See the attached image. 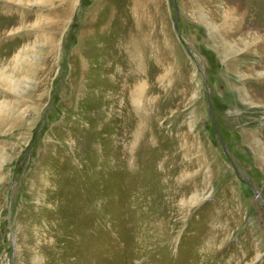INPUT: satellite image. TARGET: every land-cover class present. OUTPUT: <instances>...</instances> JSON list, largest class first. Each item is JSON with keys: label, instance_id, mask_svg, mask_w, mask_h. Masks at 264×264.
<instances>
[{"label": "rangeland", "instance_id": "1", "mask_svg": "<svg viewBox=\"0 0 264 264\" xmlns=\"http://www.w3.org/2000/svg\"><path fill=\"white\" fill-rule=\"evenodd\" d=\"M233 3L0 0V264H264V58L223 40Z\"/></svg>", "mask_w": 264, "mask_h": 264}, {"label": "bare ground", "instance_id": "2", "mask_svg": "<svg viewBox=\"0 0 264 264\" xmlns=\"http://www.w3.org/2000/svg\"><path fill=\"white\" fill-rule=\"evenodd\" d=\"M254 1L255 0H236V1L234 0V3L226 9V11H225L226 24H225V29H224V32H225L224 38L225 39L223 38V40L225 42H228L226 39H229L231 34L232 35H235V34L238 35L239 33H243V29H244V27H246L245 28L246 31L248 30V32H249L248 35L254 34L255 37L252 41H250V40L248 41L247 39H245L246 40L245 41V43H246L245 48L246 49H244V48L243 49H244V51L246 50L245 54L248 53L245 55V57H248L249 55H251L252 51H257L260 54V56L262 58H264V20L259 21V20L253 19L254 14L257 16L258 15L261 16V14L264 13V5H263V0H260V1H262L260 4V8L255 9ZM257 2H258V0H257ZM191 4L194 5L192 2H191ZM54 28L58 29L59 27H56V25H55ZM242 39H243V37H242ZM17 59H18V63L20 64L21 59L19 58V56ZM237 61L239 62V58L236 59L235 62H237ZM242 62L244 63L245 61L243 60ZM246 64H248V63L245 62L244 65H246ZM246 66L248 67L249 65H246ZM251 67H252V70L256 69V67H254V66H251ZM257 70H255L257 77L252 75V77L254 78L253 79L254 81H253V83L250 84L251 85L250 89L252 88L253 92L260 95L262 92H264V85L261 86L258 83H259L260 79H264V71H257ZM240 73H241V79L244 80L245 79L244 76L247 74L245 72H242V71ZM2 76H4V77L2 78ZM0 80L4 81V86H7L8 88H10L12 90L17 91L16 81L13 78V76H11L10 74H5L4 71L0 70ZM248 86L249 85H247V83H245V86L243 87L244 89H242V91H241V93L243 92L242 96L244 98L249 97V95H250L249 89H247ZM257 92H259V93H257ZM250 101H251V99H250ZM257 135L258 136H255L256 141L259 142L262 149L264 150V142H263V138L261 136V135H264V130L262 132H260V134L258 133Z\"/></svg>", "mask_w": 264, "mask_h": 264}]
</instances>
